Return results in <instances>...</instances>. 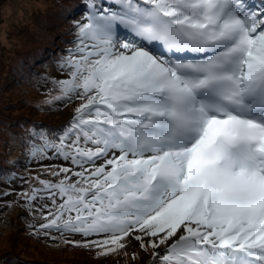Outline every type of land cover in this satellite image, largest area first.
<instances>
[{"label":"snow or ice","instance_id":"obj_1","mask_svg":"<svg viewBox=\"0 0 264 264\" xmlns=\"http://www.w3.org/2000/svg\"><path fill=\"white\" fill-rule=\"evenodd\" d=\"M75 7L41 110L76 106L60 129L17 125L10 143L52 163L8 206L96 259L135 241L150 264H264V0Z\"/></svg>","mask_w":264,"mask_h":264},{"label":"trees","instance_id":"obj_2","mask_svg":"<svg viewBox=\"0 0 264 264\" xmlns=\"http://www.w3.org/2000/svg\"><path fill=\"white\" fill-rule=\"evenodd\" d=\"M78 3L79 0H44L45 10L39 17L32 8L30 12L34 15L31 16V13L23 14V9L16 10L6 5L0 8V11L4 7L7 9L3 17H0V101L8 102L7 97L11 100L10 105L4 106L2 111L0 109V193L9 191L3 184L8 182L7 178L13 173H23L27 178L36 175L46 178L43 176L45 165L31 166L39 162L30 163L28 149L21 144L10 143L11 135H22L17 125H37L55 130L63 127L72 116L76 106L74 103L59 105L52 110L41 108H48L45 102L49 98L51 84L43 90L46 82L66 78L55 60L76 39L71 34L73 22L80 20L78 14L84 12L83 8L75 7ZM23 17L27 20H23ZM11 19L15 25L10 35L7 28ZM43 19H46V26L42 23ZM48 20L53 22L54 28L48 27ZM39 36H42L40 40L46 46L39 45L42 43L38 41ZM46 37L48 40L45 42ZM29 72L32 73L30 77ZM10 161H15L16 166L13 167ZM21 164H28L27 168L23 170ZM2 198L0 196V234L11 230L10 239L7 238L4 242L11 244V250L29 253L32 258L36 257L33 251L43 255L38 263L24 261L21 264H150L149 258H144L145 253L140 248L127 250V255L121 252L105 259H96L92 253L82 249L70 245L54 247V242L47 238H33L27 230V221L21 218L28 214L19 206L9 207L8 202H1ZM2 252L5 250L0 248V255ZM133 252L137 254L136 260L131 258ZM15 257L14 260L22 259ZM8 258L7 263L14 264Z\"/></svg>","mask_w":264,"mask_h":264},{"label":"rangeland","instance_id":"obj_3","mask_svg":"<svg viewBox=\"0 0 264 264\" xmlns=\"http://www.w3.org/2000/svg\"><path fill=\"white\" fill-rule=\"evenodd\" d=\"M44 0H0V8L3 6H8V7H12L16 10L19 9H23V14H30V9L32 8L33 10H35V12H37V17H39L38 15H40L41 12H44V4H43ZM52 8H54V6H52ZM7 11L6 7H4L1 11H0V17H3V13H5ZM34 15L33 13L30 14ZM49 16V15H48ZM23 20H27L25 17H23ZM53 21V19L51 20ZM50 20H48V27H53V22H51ZM42 23L46 26L47 22L46 19H43ZM15 23L13 22V19H11V23L9 25V28H7L8 33L10 34L12 31L11 29L14 27ZM54 28V27H53ZM11 35V34H10ZM42 37V36H41ZM39 36V40L40 42H42L41 44H39L40 46H46V44L40 40L41 38ZM48 40V37H46L45 42ZM49 87V82H46V87H43V90H46ZM8 102H1L0 101V109L2 111V108L4 106L10 105L9 103H11V100L7 97ZM5 110V108H4ZM3 110V111H4ZM49 163H52V161H45L42 162L40 165H47ZM56 163H60V161H56ZM26 164H21V168L24 167ZM25 169V167L23 168ZM16 179L14 181H11V175L7 178L8 182L3 184V187L5 189H8L9 191H11V193H13L12 195H9L7 197H3L1 202H8L10 203L11 201L15 200L16 196L15 193H18L20 191H23L27 188V184L24 183V180L27 179V177L23 174V173H14ZM23 178V179H21ZM11 232V230L5 231L2 234H0V248L4 249L5 252H2V254L0 255V259L5 260V264H8V257L11 258V261L14 264H21L24 263V261L28 262V263H38L39 259H43V255L36 253L35 251H33V255L36 256L34 258H32V256L29 253H23L20 252L18 249H14L11 250V244L9 245V243H5L4 241L9 238L10 239V235L9 233ZM75 239H79V237H75ZM136 247H139V245L133 241V246L130 247L128 250L132 251L134 250ZM36 253V254H34ZM15 256H18L22 259H16L14 260V258H16ZM146 257H150L149 254H145ZM38 257V258H37ZM13 259V260H12Z\"/></svg>","mask_w":264,"mask_h":264},{"label":"bare ground","instance_id":"obj_4","mask_svg":"<svg viewBox=\"0 0 264 264\" xmlns=\"http://www.w3.org/2000/svg\"><path fill=\"white\" fill-rule=\"evenodd\" d=\"M20 18V17H19Z\"/></svg>","mask_w":264,"mask_h":264}]
</instances>
